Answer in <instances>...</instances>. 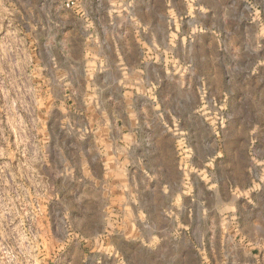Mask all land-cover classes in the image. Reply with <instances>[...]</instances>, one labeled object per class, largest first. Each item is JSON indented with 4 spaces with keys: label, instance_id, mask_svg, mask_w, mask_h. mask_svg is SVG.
<instances>
[{
    "label": "rangeland",
    "instance_id": "1",
    "mask_svg": "<svg viewBox=\"0 0 264 264\" xmlns=\"http://www.w3.org/2000/svg\"><path fill=\"white\" fill-rule=\"evenodd\" d=\"M94 1L0 0V264H264V0Z\"/></svg>",
    "mask_w": 264,
    "mask_h": 264
},
{
    "label": "crops",
    "instance_id": "2",
    "mask_svg": "<svg viewBox=\"0 0 264 264\" xmlns=\"http://www.w3.org/2000/svg\"><path fill=\"white\" fill-rule=\"evenodd\" d=\"M50 3V15H56L54 13V6L55 10L61 8V10H65L64 4L67 0H47ZM91 2V4H90ZM95 1L93 0H76L73 2V6L67 9L68 11H72L74 15H79V18L82 21L89 22V25L93 21H96V16H92L93 4ZM70 6V3H69ZM78 7V8H77ZM75 8V9H74ZM51 21L54 22V18L51 17ZM56 21H67L65 19L59 18ZM59 35H62V39L60 40ZM55 34L53 36L54 41L52 42V46L60 47V48H68V53L73 52L75 45L79 43L82 48V53L84 56L87 54L97 53V54H106V53H116L118 48L116 38L121 36L116 31H109V30H99V29H88V30H62L60 33ZM125 36V35H123ZM131 37V36H130ZM59 39V40H58ZM67 52V51H66ZM89 59V58H88ZM87 57H85V62L89 61ZM88 65L85 64V68Z\"/></svg>",
    "mask_w": 264,
    "mask_h": 264
}]
</instances>
